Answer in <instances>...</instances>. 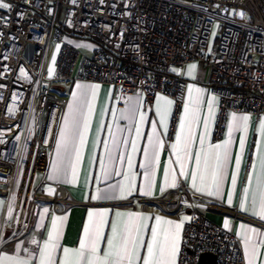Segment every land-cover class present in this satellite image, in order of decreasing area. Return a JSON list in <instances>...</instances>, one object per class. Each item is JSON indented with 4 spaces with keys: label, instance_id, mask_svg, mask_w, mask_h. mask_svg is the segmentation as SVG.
<instances>
[{
    "label": "built area",
    "instance_id": "built-area-1",
    "mask_svg": "<svg viewBox=\"0 0 264 264\" xmlns=\"http://www.w3.org/2000/svg\"><path fill=\"white\" fill-rule=\"evenodd\" d=\"M3 2L10 7L0 8V197L6 199L0 245L29 233L42 207L60 214L82 204L67 185L49 180L72 82L105 84L123 95L140 91L144 111L156 95L169 96L171 140L190 85L182 69L200 61L218 97L215 138L231 112L264 116V0ZM252 164L250 158L246 170ZM118 202L157 204L190 218L178 264H200L203 252L216 254L217 264H247L237 234L207 213L249 218L183 179L160 195Z\"/></svg>",
    "mask_w": 264,
    "mask_h": 264
},
{
    "label": "crops",
    "instance_id": "crops-1",
    "mask_svg": "<svg viewBox=\"0 0 264 264\" xmlns=\"http://www.w3.org/2000/svg\"><path fill=\"white\" fill-rule=\"evenodd\" d=\"M191 65L196 67L190 73ZM182 72L190 85L171 140L168 136L174 101L169 96L156 95L144 111L140 91L123 95L105 84L82 81L69 84L49 180L67 185L71 197L82 204L60 214L42 207L29 233L0 245V264H41V259L45 264H77L76 250L82 243L87 247L79 264H87L93 239L97 251L91 256L95 264H129V259L131 264H144L148 245L153 242V230L162 242L165 233H176L175 224L179 223L175 256L168 258V264H178L187 216L182 211L167 213L157 204L118 201L160 195L174 188L180 179L193 187V174L194 189L202 188L199 192L221 199L250 219L207 213L210 219L237 234L247 264H264V218L255 214L260 211L264 116L231 112L222 137L215 138L218 97L207 85L209 72L200 61L186 64ZM233 114L238 118L248 116L246 127L242 121L234 124ZM217 157L222 176L218 194L211 182ZM250 158L253 164L248 171ZM47 191L52 192V186ZM208 191L213 194L208 195ZM105 195L114 198L105 199ZM245 203L247 210L242 206ZM5 208L6 199L0 197V227ZM152 259L158 260V254Z\"/></svg>",
    "mask_w": 264,
    "mask_h": 264
},
{
    "label": "snow or ice",
    "instance_id": "snow-or-ice-1",
    "mask_svg": "<svg viewBox=\"0 0 264 264\" xmlns=\"http://www.w3.org/2000/svg\"><path fill=\"white\" fill-rule=\"evenodd\" d=\"M10 7L8 4L4 3L3 0H0V8H8ZM243 15V14H242ZM195 65H191L189 66V72L191 73L192 70L195 69ZM198 100V98H197ZM249 117L248 116H243L238 118L235 114H233L232 116V121L234 124H237L239 122H243V124L247 125V121H248ZM218 147V146H217ZM217 159V165L216 167L213 169L212 173H211V182L212 185L215 187L216 193L218 194L221 188V184H222V176L220 173V164H219V157L216 158ZM199 163V161H198ZM260 167H261V177H260V181H259V200H260V211L255 213L257 215H260L262 218H264V158L261 159L260 162ZM193 187H196L195 184V174H193ZM204 177H201V182L203 183ZM175 185V180H173V186ZM197 191H203L202 188H197ZM149 192H150V186H149ZM212 191H208V195H212ZM121 195L123 196V190L121 191ZM103 198L108 199V198H114V197H110L108 195H105ZM230 202V200H229ZM242 206L244 207L245 210H247V205L242 204ZM157 222H160V218L157 217ZM185 219H190L189 217H185ZM171 223V222H169ZM181 227V224L177 223L175 224V229H176V233L171 234V233H165L163 241L159 242L157 240V232L156 230H153V242L151 244L148 245V258H146L144 260V264H168V258L174 257L175 256V252H176V244H175V240L176 237L178 236V232L179 229ZM87 231V230H86ZM255 231V230H254ZM111 241H109V244L111 245ZM85 247H87L86 244L82 243L80 245V248L78 250H76V255L78 257V262L77 264H79V261H83L84 257H85V253H84V249ZM45 249H47V245H45ZM97 251L96 246H95V240L93 239L92 242V246L90 249V253L94 254ZM65 252L67 253L68 250L65 249ZM128 252V242L127 240L125 241V253ZM91 254L89 255V258L87 260V264H95V261L92 259ZM135 254L134 251V246L132 249V255ZM158 254L159 259L158 260H153L152 258L154 256H156ZM48 255V259H51V253H47ZM124 256H121V259H124ZM41 264H45L44 259H41ZM129 264H131V259H129Z\"/></svg>",
    "mask_w": 264,
    "mask_h": 264
},
{
    "label": "water",
    "instance_id": "water-1",
    "mask_svg": "<svg viewBox=\"0 0 264 264\" xmlns=\"http://www.w3.org/2000/svg\"><path fill=\"white\" fill-rule=\"evenodd\" d=\"M200 264H217V256L211 252H203L199 258Z\"/></svg>",
    "mask_w": 264,
    "mask_h": 264
},
{
    "label": "rangeland",
    "instance_id": "rangeland-1",
    "mask_svg": "<svg viewBox=\"0 0 264 264\" xmlns=\"http://www.w3.org/2000/svg\"><path fill=\"white\" fill-rule=\"evenodd\" d=\"M236 13L237 12L235 10H231L229 12V16H232V17L236 16ZM218 36H219V25L217 24V25L214 26V30H213V33L211 35V43L212 44H215V41H216Z\"/></svg>",
    "mask_w": 264,
    "mask_h": 264
}]
</instances>
